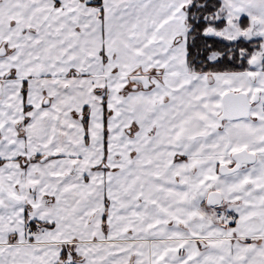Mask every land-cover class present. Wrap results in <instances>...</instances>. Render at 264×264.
Wrapping results in <instances>:
<instances>
[{
    "label": "snow or ice",
    "instance_id": "obj_1",
    "mask_svg": "<svg viewBox=\"0 0 264 264\" xmlns=\"http://www.w3.org/2000/svg\"><path fill=\"white\" fill-rule=\"evenodd\" d=\"M0 264H264V0H0Z\"/></svg>",
    "mask_w": 264,
    "mask_h": 264
}]
</instances>
